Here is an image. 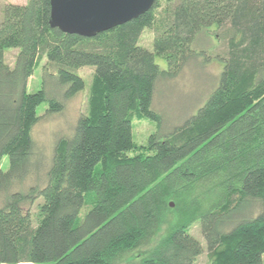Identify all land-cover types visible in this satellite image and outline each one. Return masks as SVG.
<instances>
[{"label": "trees", "instance_id": "trees-1", "mask_svg": "<svg viewBox=\"0 0 264 264\" xmlns=\"http://www.w3.org/2000/svg\"><path fill=\"white\" fill-rule=\"evenodd\" d=\"M49 20L50 0L1 8L0 264H118L129 255L127 264H195L204 249L209 264H263L264 0H155L92 37ZM145 29L152 51L139 45ZM211 32L225 51H196ZM8 49H17L12 65ZM197 56L220 63L215 87L166 132L152 103L156 82ZM43 58L41 87L29 93ZM83 67L93 68L86 113L44 162L32 138L37 107L61 112L84 89ZM134 114L156 124L146 155H130ZM170 200L198 214L205 247L183 216L149 247Z\"/></svg>", "mask_w": 264, "mask_h": 264}, {"label": "rangeland", "instance_id": "rangeland-1", "mask_svg": "<svg viewBox=\"0 0 264 264\" xmlns=\"http://www.w3.org/2000/svg\"><path fill=\"white\" fill-rule=\"evenodd\" d=\"M5 2L24 4L26 0H0V19L1 8ZM153 37V31L145 29L140 36L139 45L152 51ZM199 37L200 40H197L198 43L194 47L196 51L203 49L206 55L213 56L216 52H224L226 49V43L222 38L220 39L219 33L211 32L208 36L207 34H202ZM16 52L17 49L6 50L5 59L9 65H12ZM210 60H212V57H210ZM44 63V58L38 61L32 76L28 79L27 91L29 93H33L41 87L42 66ZM220 69L221 65L217 61L205 62L201 56H197L186 62L181 71L172 79H160L156 82L152 103L153 108L163 119L164 131L168 132L174 126L180 125L204 103L215 87ZM78 74L84 81V89L77 95L66 100L64 109L61 112L43 116L47 109V102H43L37 107L36 113L41 118L33 127L32 138L34 141V152L38 156H41L44 162L48 161L52 156L59 138L69 134L79 115L86 113L93 68H80L78 69ZM50 90L52 93H57V89L50 87ZM155 129V122H151L136 114L132 115L134 149L130 155L147 154V139ZM7 166L8 158L4 156L0 162V170H5ZM181 216L186 219L189 233L205 247L198 223V214L187 217L186 214L182 213L180 207L175 205L174 200H170L166 223L156 233L149 247L154 246L173 227L180 224L183 225L182 223L185 222H183L184 219ZM139 251V256H142L143 251ZM134 257L135 255H129L118 264H127L128 262L134 261ZM262 259L264 264V254ZM210 261L211 259L204 249L203 253L196 259L195 264H209Z\"/></svg>", "mask_w": 264, "mask_h": 264}, {"label": "water", "instance_id": "water-1", "mask_svg": "<svg viewBox=\"0 0 264 264\" xmlns=\"http://www.w3.org/2000/svg\"><path fill=\"white\" fill-rule=\"evenodd\" d=\"M155 0H50L52 28L92 37L139 17Z\"/></svg>", "mask_w": 264, "mask_h": 264}]
</instances>
